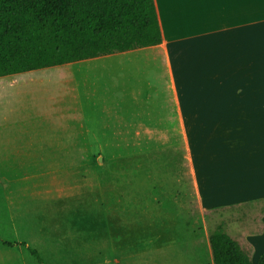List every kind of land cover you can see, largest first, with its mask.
Segmentation results:
<instances>
[{"label":"rangeland","instance_id":"1","mask_svg":"<svg viewBox=\"0 0 264 264\" xmlns=\"http://www.w3.org/2000/svg\"><path fill=\"white\" fill-rule=\"evenodd\" d=\"M137 55L0 78V180L11 179L0 181V237L28 242L17 245L27 264H212L219 230L255 263L264 201L250 202L249 167L224 147L216 115L187 136L179 125L125 134L130 83L169 97L163 62Z\"/></svg>","mask_w":264,"mask_h":264},{"label":"crops","instance_id":"2","mask_svg":"<svg viewBox=\"0 0 264 264\" xmlns=\"http://www.w3.org/2000/svg\"><path fill=\"white\" fill-rule=\"evenodd\" d=\"M154 3L161 44L125 53L138 54L139 59H160L169 97L152 100L149 89L144 92L142 85L130 83L132 98L125 101V134L143 127L145 131L154 130L146 135H158L168 127L177 135L179 125L180 133L187 136L194 133V121L216 115L213 118L217 119L218 132L227 140L224 147L233 151L235 163L249 167L250 202L264 201V0ZM52 149L50 143L42 146L46 152L42 159L48 166ZM207 179L200 183L203 185ZM0 181L9 183L11 179ZM201 201L205 204L203 197ZM23 243L29 247L28 242H8L0 237V264L10 260L27 264L17 246Z\"/></svg>","mask_w":264,"mask_h":264},{"label":"trees","instance_id":"3","mask_svg":"<svg viewBox=\"0 0 264 264\" xmlns=\"http://www.w3.org/2000/svg\"><path fill=\"white\" fill-rule=\"evenodd\" d=\"M161 42L154 0H0V78ZM208 244L212 264H264L219 230Z\"/></svg>","mask_w":264,"mask_h":264}]
</instances>
